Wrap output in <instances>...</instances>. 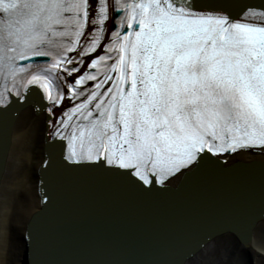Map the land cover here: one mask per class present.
<instances>
[{"label":"snow or ice","instance_id":"snow-or-ice-1","mask_svg":"<svg viewBox=\"0 0 264 264\" xmlns=\"http://www.w3.org/2000/svg\"><path fill=\"white\" fill-rule=\"evenodd\" d=\"M28 104L46 113V174L153 192L225 166L264 147V0H0V172ZM238 217L225 227L248 240L264 205Z\"/></svg>","mask_w":264,"mask_h":264},{"label":"water","instance_id":"water-1","mask_svg":"<svg viewBox=\"0 0 264 264\" xmlns=\"http://www.w3.org/2000/svg\"><path fill=\"white\" fill-rule=\"evenodd\" d=\"M256 169L260 179L247 171L254 180L244 187L245 178L210 162L176 188L153 192L99 168L39 169L42 200L25 229L26 264H183L225 233L248 246L252 234L245 240L225 225L264 205V167Z\"/></svg>","mask_w":264,"mask_h":264},{"label":"bare ground","instance_id":"bare-ground-1","mask_svg":"<svg viewBox=\"0 0 264 264\" xmlns=\"http://www.w3.org/2000/svg\"><path fill=\"white\" fill-rule=\"evenodd\" d=\"M45 116L29 104L15 120L0 177V264H26L25 228L40 205L38 168L44 155ZM226 159V165L264 161V149L236 152ZM179 178L176 175L168 182L175 185ZM183 264H264V219L253 228L248 246L231 233L220 234Z\"/></svg>","mask_w":264,"mask_h":264}]
</instances>
